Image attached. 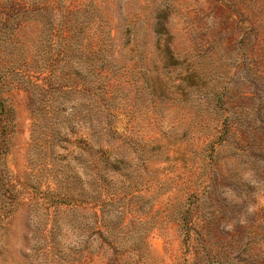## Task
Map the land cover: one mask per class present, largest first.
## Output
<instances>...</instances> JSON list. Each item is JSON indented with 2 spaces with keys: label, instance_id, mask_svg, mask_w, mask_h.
<instances>
[{
  "label": "rangeland",
  "instance_id": "1",
  "mask_svg": "<svg viewBox=\"0 0 264 264\" xmlns=\"http://www.w3.org/2000/svg\"><path fill=\"white\" fill-rule=\"evenodd\" d=\"M25 1L0 0V264H264V0ZM73 78L112 90L101 221L24 189L52 180L42 89Z\"/></svg>",
  "mask_w": 264,
  "mask_h": 264
},
{
  "label": "trees",
  "instance_id": "2",
  "mask_svg": "<svg viewBox=\"0 0 264 264\" xmlns=\"http://www.w3.org/2000/svg\"><path fill=\"white\" fill-rule=\"evenodd\" d=\"M27 1H25V4H27ZM82 4L81 1L80 5ZM69 33L73 37L76 36L74 32ZM99 42L102 43L100 37ZM97 43L90 49L91 57L97 56L99 49L101 51L102 47L100 45L96 48ZM107 74L108 70H104V75ZM51 85H44V89H42L45 93L43 106H39L34 110L33 134L42 125L38 124V115H40L43 108L47 123L41 127L43 128L41 143L47 147L45 149V168L52 174V180L46 188L35 184H29L30 186L26 184L24 185L25 192L28 193L30 198H40L49 208L67 207L73 214L88 207L95 212V219L101 221L100 214L105 202H118L119 199L116 197L118 194L114 193H107L108 198L103 196L104 191H107V187L120 184L116 181V178L120 176V173L116 170V160L111 158L113 147L105 142L114 127V124H110L111 118L117 117L114 110L111 111L108 108L111 101L108 96L112 94V90L110 91L107 86L96 87L94 83L78 82L77 78L69 80L67 84L58 82L56 86L51 87ZM70 92L74 96H78V94L85 95L86 111L80 110L79 114L76 108L66 109V101L61 102V100ZM54 95L56 96L52 100ZM3 101L5 99L0 95L1 113H4ZM78 101L80 104L79 99ZM74 103L78 106L77 102ZM39 123L41 122L39 121ZM1 135L0 139L4 141L3 133ZM54 142H60V144ZM0 144L4 145V142H0ZM76 162L82 168H86V165H88L89 169H93L88 174L81 170L82 173L86 174L87 182L76 184V181L80 182L81 180V177H77V171H75L77 170ZM105 176H108V178L105 179ZM89 182L91 185L94 182L99 185L100 192L98 196L92 197L95 192H89L92 187L88 185ZM121 187L122 185H120V190L126 195V186L123 185L122 189ZM135 193V196L132 194L134 198L140 195L139 191ZM122 213L127 212L123 211ZM125 224L124 222L123 225ZM108 244L117 248L121 247V243L114 239L108 241Z\"/></svg>",
  "mask_w": 264,
  "mask_h": 264
}]
</instances>
